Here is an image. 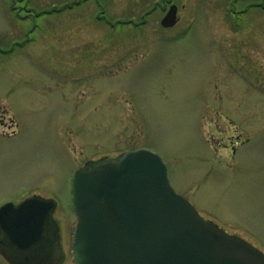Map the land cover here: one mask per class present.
<instances>
[{"label": "rangeland", "instance_id": "374dc122", "mask_svg": "<svg viewBox=\"0 0 264 264\" xmlns=\"http://www.w3.org/2000/svg\"><path fill=\"white\" fill-rule=\"evenodd\" d=\"M11 2L0 0V204L57 202L54 264H77L75 171L138 148L158 151L200 214L264 251V0H24L22 16ZM171 3L179 19L164 28Z\"/></svg>", "mask_w": 264, "mask_h": 264}, {"label": "water", "instance_id": "95a60500", "mask_svg": "<svg viewBox=\"0 0 264 264\" xmlns=\"http://www.w3.org/2000/svg\"><path fill=\"white\" fill-rule=\"evenodd\" d=\"M177 6L163 18L174 25ZM55 202L30 198L0 209V247L12 264L62 257ZM74 208L78 264H264V251L200 215L170 183L161 155L126 151L77 170Z\"/></svg>", "mask_w": 264, "mask_h": 264}, {"label": "flooded vegetation", "instance_id": "af4514ba", "mask_svg": "<svg viewBox=\"0 0 264 264\" xmlns=\"http://www.w3.org/2000/svg\"><path fill=\"white\" fill-rule=\"evenodd\" d=\"M19 1H24V0H12L10 8L17 16H20V15L22 16V13L20 12V10L26 9L27 11H30L31 8L28 5H22V6L20 5V6H18V2ZM171 5H172V3L170 4V6ZM170 6L167 8L165 13L169 10ZM32 9H34V7ZM43 11L45 12V10H43ZM1 121H2V123L6 124V125H10L11 127H13L14 122H15L13 118L3 119V120L1 119ZM15 132H16L15 130H12L11 133L8 132L7 134L10 135V134H13ZM30 196H40V197H43V198H47V197H45L43 195H40V194H37V193H31L28 196H26L25 198L30 197ZM25 198H23V199H25ZM22 200H20V201H22ZM20 201H14V203L18 204ZM0 237H1V231H0ZM0 251H2L1 247H0Z\"/></svg>", "mask_w": 264, "mask_h": 264}]
</instances>
